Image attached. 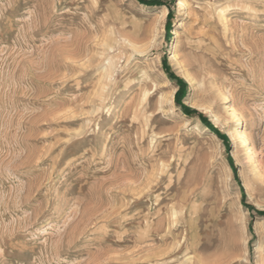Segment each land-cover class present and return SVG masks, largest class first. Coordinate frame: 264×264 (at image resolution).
<instances>
[{
	"label": "rangeland",
	"instance_id": "obj_1",
	"mask_svg": "<svg viewBox=\"0 0 264 264\" xmlns=\"http://www.w3.org/2000/svg\"><path fill=\"white\" fill-rule=\"evenodd\" d=\"M263 136L264 0H0V264H264Z\"/></svg>",
	"mask_w": 264,
	"mask_h": 264
},
{
	"label": "bare ground",
	"instance_id": "obj_2",
	"mask_svg": "<svg viewBox=\"0 0 264 264\" xmlns=\"http://www.w3.org/2000/svg\"><path fill=\"white\" fill-rule=\"evenodd\" d=\"M180 7L182 10H185L186 8V4L184 1H181L180 2ZM186 13V12H185ZM167 16V12L164 11L162 13H158L155 15L154 17V20H157V21H161L163 19H165V17ZM178 23H180V25L177 27V29H175L173 31L174 33V39H177L179 36H180V30L186 26V22L185 20H181L179 21ZM173 59V61H175V63L177 65H179V63L177 62V58H176V55L173 54V56L171 57ZM182 77L184 80L188 81V76L186 74H182ZM162 88L167 91V100L170 104H173V96L177 93L178 89H177V86H175L167 77L164 78V81L162 83ZM166 96V95H165ZM162 99V98H161ZM164 101V100H163ZM193 108L196 109V110H200L201 107L198 105V103H194L193 104ZM191 120L190 119H186V126H189L190 125V122ZM243 135V134H242ZM230 138L232 140V142H234V137L230 134ZM245 143V142H244ZM263 145H264V136H263ZM247 189V188H246ZM261 243V242H259Z\"/></svg>",
	"mask_w": 264,
	"mask_h": 264
},
{
	"label": "trees",
	"instance_id": "obj_3",
	"mask_svg": "<svg viewBox=\"0 0 264 264\" xmlns=\"http://www.w3.org/2000/svg\"><path fill=\"white\" fill-rule=\"evenodd\" d=\"M141 1H142L143 4H147V3H159V2L162 1V0H150V1L141 0ZM169 77H170V79H171L172 81H175V79H173V77H171V76H169ZM176 81H178V80H176ZM184 111H187V110L184 109Z\"/></svg>",
	"mask_w": 264,
	"mask_h": 264
}]
</instances>
